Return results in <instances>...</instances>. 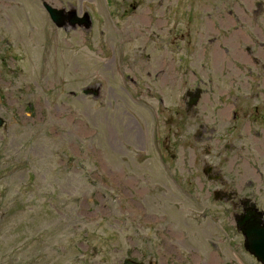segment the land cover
Instances as JSON below:
<instances>
[{
	"label": "rangeland",
	"instance_id": "374dc122",
	"mask_svg": "<svg viewBox=\"0 0 264 264\" xmlns=\"http://www.w3.org/2000/svg\"><path fill=\"white\" fill-rule=\"evenodd\" d=\"M110 1L97 2L104 18L130 9L125 64L121 35L64 32L35 0H0V264H259L230 210L209 199L213 187L194 161L203 149L193 157L188 148L191 124L168 130L156 119L159 90L164 108L177 100L181 108L196 81L182 84L180 72L160 84L151 72L190 37L191 48L226 49L207 61L237 74L238 45L254 43L264 55V0ZM219 13L227 22L216 31ZM192 15L199 31L184 36ZM195 58L190 70L201 64Z\"/></svg>",
	"mask_w": 264,
	"mask_h": 264
},
{
	"label": "flooded vegetation",
	"instance_id": "af4514ba",
	"mask_svg": "<svg viewBox=\"0 0 264 264\" xmlns=\"http://www.w3.org/2000/svg\"><path fill=\"white\" fill-rule=\"evenodd\" d=\"M35 1L40 8L45 4L58 10L64 32L79 29L88 32L91 30L92 33L101 36L110 32L121 35L117 50L121 52L119 53L120 63L125 64L127 58L124 52L129 48V38L125 36L129 29V7L126 6L121 11L116 10L113 16L109 14V17L104 18L99 13L97 3L99 0ZM109 2L111 1L105 0L106 5ZM124 2L125 0H120V3ZM91 5H93L92 8ZM212 9L210 7V10ZM215 9H217L216 6ZM170 11L174 10L170 9ZM224 11L226 13V10ZM207 15L208 18L209 15L211 16V14ZM224 15L220 13L215 15L220 18L216 31L225 28L223 26L227 20ZM193 16H186L184 19L187 24L184 36L188 35V32L194 33L193 30L199 31L195 22L197 24L200 17ZM238 17H235L237 22ZM231 18L230 16L229 20ZM210 21H212L211 18ZM88 24L90 27L86 29ZM183 39L187 42L182 44V48L175 46L180 56L176 58L171 56L165 60L162 55L163 58L157 62L158 70L151 73L154 78L157 77L155 80L158 79L160 84L162 80L177 82L180 72L182 84H188L190 77L194 78L196 83L187 87L180 96L181 108L178 100L173 108H164L162 93L159 90L157 111L160 110V114L155 110L156 119L158 120L161 116L162 120L159 123L168 130H171L174 123L184 127L191 124L190 129L195 130V134L194 142L188 145V148L193 157L199 150L198 146L202 147L204 154V159L194 160L198 167V174H202L207 184L213 187L209 194L213 204L221 207L224 214L230 210L233 224L238 217L248 216V214H261V218L264 219V193L262 192L264 191V55L254 43L244 48L238 45L234 50L237 61L234 70L237 74L231 72L233 75H230L224 72L219 61H212L213 56L221 61L222 58L218 57L225 56L227 51L225 48L222 54L221 47L219 46L218 51H215V46L211 42L201 45L198 49L191 48L188 42L190 37ZM169 45L170 43H164L162 50H167L165 47ZM210 53L213 56L211 61L210 59L207 61L206 57ZM196 56L201 57V64L198 63L196 70H190V64L195 62ZM151 59L149 53L145 54L146 62H152ZM111 61H115L113 48L108 58V62ZM219 64L220 69L217 68ZM151 73L147 72L150 76ZM213 83H215L214 87ZM217 84L221 86L217 87ZM210 85L212 88L208 90ZM221 87L224 89H220ZM163 112L167 113L164 120ZM160 147L170 158H174V154L168 153L173 148V143H169L167 136H163ZM258 195L262 198H258Z\"/></svg>",
	"mask_w": 264,
	"mask_h": 264
},
{
	"label": "water",
	"instance_id": "95a60500",
	"mask_svg": "<svg viewBox=\"0 0 264 264\" xmlns=\"http://www.w3.org/2000/svg\"><path fill=\"white\" fill-rule=\"evenodd\" d=\"M49 12L51 21L57 27L61 26V19L58 11L46 8ZM84 95H91L96 98L98 90L95 89H84ZM0 120V126H1ZM236 227L241 232L244 238L243 247L250 255H252L259 264H264V224L261 220L260 214H248L242 217H238L236 220ZM123 264H143L133 262L131 260H124Z\"/></svg>",
	"mask_w": 264,
	"mask_h": 264
},
{
	"label": "bare ground",
	"instance_id": "6f19581e",
	"mask_svg": "<svg viewBox=\"0 0 264 264\" xmlns=\"http://www.w3.org/2000/svg\"><path fill=\"white\" fill-rule=\"evenodd\" d=\"M212 264V263H211Z\"/></svg>",
	"mask_w": 264,
	"mask_h": 264
}]
</instances>
